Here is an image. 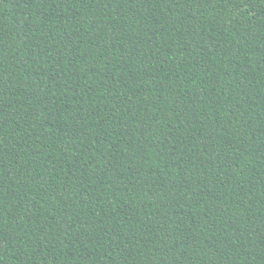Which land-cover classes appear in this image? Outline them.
Segmentation results:
<instances>
[{"label":"trees","instance_id":"obj_1","mask_svg":"<svg viewBox=\"0 0 264 264\" xmlns=\"http://www.w3.org/2000/svg\"><path fill=\"white\" fill-rule=\"evenodd\" d=\"M0 264H264V0H0Z\"/></svg>","mask_w":264,"mask_h":264}]
</instances>
